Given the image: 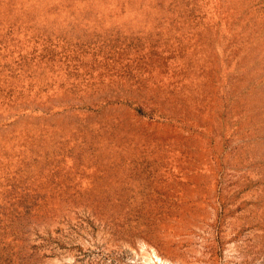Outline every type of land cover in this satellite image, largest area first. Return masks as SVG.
Listing matches in <instances>:
<instances>
[{"label":"rangeland","instance_id":"rangeland-1","mask_svg":"<svg viewBox=\"0 0 264 264\" xmlns=\"http://www.w3.org/2000/svg\"><path fill=\"white\" fill-rule=\"evenodd\" d=\"M0 264H264V0H0Z\"/></svg>","mask_w":264,"mask_h":264},{"label":"bare ground","instance_id":"bare-ground-1","mask_svg":"<svg viewBox=\"0 0 264 264\" xmlns=\"http://www.w3.org/2000/svg\"><path fill=\"white\" fill-rule=\"evenodd\" d=\"M157 260H161V258H159L158 256H156Z\"/></svg>","mask_w":264,"mask_h":264}]
</instances>
